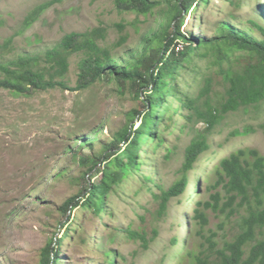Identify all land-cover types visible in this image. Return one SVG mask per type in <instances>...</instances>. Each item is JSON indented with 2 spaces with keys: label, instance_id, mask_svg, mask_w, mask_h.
<instances>
[{
  "label": "rangeland",
  "instance_id": "rangeland-1",
  "mask_svg": "<svg viewBox=\"0 0 264 264\" xmlns=\"http://www.w3.org/2000/svg\"><path fill=\"white\" fill-rule=\"evenodd\" d=\"M53 1L0 0V63L28 56L43 57L68 34L104 28L106 39L100 44L110 49L121 36H126V44L115 54L123 57L122 61L129 60L130 55H125L139 48L142 37L169 20L165 14L167 5L162 0L157 1L163 7L147 17L120 13L114 0H63L52 4L27 28L26 19ZM183 17H187L183 33L217 37L220 24L228 21L235 29L261 39V34L252 31L248 23L255 20L264 24V0H209ZM117 24L124 25L123 32H119ZM82 60V55L70 58L67 90H37L21 96L0 90V264H40L44 249L62 236L65 238L58 264H107L106 251L120 255L118 264H179L183 255L180 249L193 250L196 246L191 234L198 203L214 204L217 193L220 207L216 212L208 211L210 225L205 235L218 233L222 243L229 240L231 233L241 231L240 222L246 212L241 210L228 218L230 196L227 189L216 187L215 170L224 159L242 149H257L264 156V130L260 129L264 105L260 114L256 110L250 114L245 110L228 115L218 113L216 125L209 131L206 124L197 123V118L189 120L193 112L188 108L178 113L166 112L158 130V137L165 143L159 149L157 140L144 145L140 173L115 187L105 214L97 215L84 207H71L64 212L63 206L79 195L83 175L88 173L75 154L102 155L128 124V113L139 106L131 92H122L116 83L99 82L88 90H77ZM231 60L235 68L241 63H254L248 54L239 52ZM213 61V57H197L187 65L181 72L179 89L196 98L204 79L213 76L211 97L217 108L225 86L218 68L214 71L210 67ZM228 65L226 62L224 67ZM176 105L181 104L174 101V109ZM139 122L140 117L132 126L138 127ZM249 127L252 129L248 133ZM198 131H207L211 149L191 173L185 196L174 200L168 215L159 218L155 195L168 190L179 179L185 151ZM83 138L95 139L93 148L81 147L79 141ZM103 171L102 164L88 173V179L100 183ZM194 184H200V194L192 198ZM129 231L145 235L149 247L144 248L141 240L131 238ZM175 239L180 240L181 246H174Z\"/></svg>",
  "mask_w": 264,
  "mask_h": 264
},
{
  "label": "trees",
  "instance_id": "trees-1",
  "mask_svg": "<svg viewBox=\"0 0 264 264\" xmlns=\"http://www.w3.org/2000/svg\"><path fill=\"white\" fill-rule=\"evenodd\" d=\"M62 1L55 0L38 8L26 19V27L36 23L39 16L52 4ZM114 2L120 13H134L144 17L153 15L164 4L167 5L165 14L169 18L168 22L160 23L157 31L143 36L139 48L125 55H130L129 60L122 61L123 57L115 54L126 44V36H121L110 49L100 44L106 39L104 28L88 33L68 34L55 48L47 50L43 57L28 56L8 64L0 63V90L21 96L37 90H67L70 58L82 55L77 90H88L99 82L116 83L122 92L129 90L139 102L138 108L128 113V124L104 149L102 155L87 157L75 154L79 165L87 169L88 173L103 164V178L100 183H92L88 179V173H85L79 195L63 206L66 213L71 207L75 210L84 207L97 215L107 212L108 201L115 187H120L131 176L140 173V154L144 145L157 140L156 149H159L165 143L158 137V130L166 112L173 110L178 113L182 108H188L193 112L189 120L197 118V123L206 124L209 131L215 127L218 113L228 115L245 110L250 114L252 110H256V114H260L264 105V24L255 20L248 23L252 31L257 30L261 34V39L235 29L228 21L220 24V34L217 37H200L182 32L187 18L183 14L188 16L200 4H208L209 0H162L164 4L157 0ZM116 27L119 32H123L125 28L123 24H117ZM238 52L248 54L254 63L244 65L240 62V67H233L231 56ZM197 57H213L210 67L214 71L218 68L217 73L223 79L225 94L221 100H217V108L211 97L213 76L204 79V85L196 98L183 94L179 89L182 70ZM226 62L229 65L224 67ZM174 101L181 105H176L174 109ZM139 117V126H132ZM251 129L248 128V133ZM260 129L264 130V123L260 125ZM206 132L198 131L186 149L179 179L168 190L155 195L159 203V218L166 217L171 203L188 192L191 173L196 170L201 157L211 149ZM94 142L95 139L83 138L79 144L81 147L87 145L93 148ZM62 174L64 173H60V176ZM215 176L216 187L227 189L230 196L231 210L228 218L237 216L241 210L246 212L240 222L241 231L231 233L229 240L222 243L218 240V233L206 236L205 229L210 225L208 211L216 212L219 209L220 193L214 197V204L199 202L193 217L195 228L191 234L196 246L193 250L180 249L183 255L179 264H264V156L257 149L234 152L216 168ZM146 179L151 180L148 177ZM193 191L190 194L192 198L200 194V184H194ZM221 228L223 229V225ZM129 236L141 240L144 248L149 247L150 241L145 235L129 231ZM64 238L62 236L49 243L43 251L40 264L61 262L60 249ZM173 244L181 246L179 239H175ZM105 255L107 264H118L117 257L120 255L117 252L106 251Z\"/></svg>",
  "mask_w": 264,
  "mask_h": 264
}]
</instances>
